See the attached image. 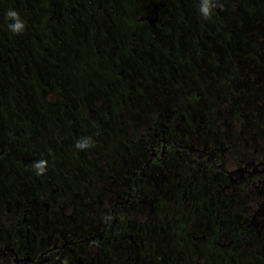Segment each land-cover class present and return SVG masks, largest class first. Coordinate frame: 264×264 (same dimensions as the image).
<instances>
[{
    "label": "flooded vegetation",
    "instance_id": "obj_1",
    "mask_svg": "<svg viewBox=\"0 0 264 264\" xmlns=\"http://www.w3.org/2000/svg\"><path fill=\"white\" fill-rule=\"evenodd\" d=\"M219 3L0 0V264H264V0Z\"/></svg>",
    "mask_w": 264,
    "mask_h": 264
},
{
    "label": "clouds",
    "instance_id": "obj_2",
    "mask_svg": "<svg viewBox=\"0 0 264 264\" xmlns=\"http://www.w3.org/2000/svg\"><path fill=\"white\" fill-rule=\"evenodd\" d=\"M217 7H223L219 3V0H200L198 11L204 20H210L213 16L214 9ZM7 16L12 21L8 25L9 30L15 35L22 34L25 31V23L21 20L19 14L14 10H9ZM74 146L78 150H86L93 147L94 143L91 137H87L77 140ZM47 167L48 164L45 160L35 162L33 165L37 176H43L47 171Z\"/></svg>",
    "mask_w": 264,
    "mask_h": 264
}]
</instances>
